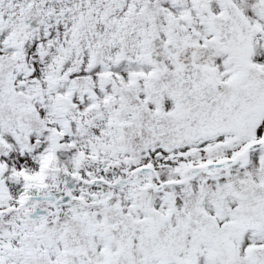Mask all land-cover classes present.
I'll return each mask as SVG.
<instances>
[{
  "label": "snow or ice",
  "instance_id": "1",
  "mask_svg": "<svg viewBox=\"0 0 264 264\" xmlns=\"http://www.w3.org/2000/svg\"><path fill=\"white\" fill-rule=\"evenodd\" d=\"M0 264H264V0H0Z\"/></svg>",
  "mask_w": 264,
  "mask_h": 264
}]
</instances>
